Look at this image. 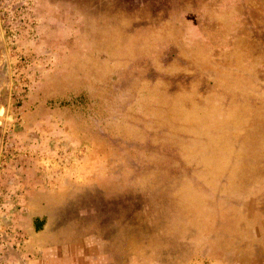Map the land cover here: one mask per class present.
Listing matches in <instances>:
<instances>
[{
	"label": "rangeland",
	"instance_id": "1",
	"mask_svg": "<svg viewBox=\"0 0 264 264\" xmlns=\"http://www.w3.org/2000/svg\"><path fill=\"white\" fill-rule=\"evenodd\" d=\"M2 109L0 264H264V0H0Z\"/></svg>",
	"mask_w": 264,
	"mask_h": 264
},
{
	"label": "trees",
	"instance_id": "2",
	"mask_svg": "<svg viewBox=\"0 0 264 264\" xmlns=\"http://www.w3.org/2000/svg\"><path fill=\"white\" fill-rule=\"evenodd\" d=\"M136 204H134V203H131V202H129V203H127L126 205L124 204V209L125 210H127V214H128V212H129V214L128 215H130V216H132V218L135 220L138 216H140V213H142L143 211H142V206H138V207H136L135 206ZM143 214H144V212H143ZM143 214H142V216H143Z\"/></svg>",
	"mask_w": 264,
	"mask_h": 264
},
{
	"label": "water",
	"instance_id": "3",
	"mask_svg": "<svg viewBox=\"0 0 264 264\" xmlns=\"http://www.w3.org/2000/svg\"><path fill=\"white\" fill-rule=\"evenodd\" d=\"M3 112H4V110L2 109L1 112H0V114H3Z\"/></svg>",
	"mask_w": 264,
	"mask_h": 264
}]
</instances>
